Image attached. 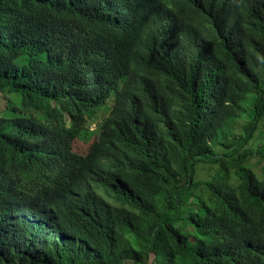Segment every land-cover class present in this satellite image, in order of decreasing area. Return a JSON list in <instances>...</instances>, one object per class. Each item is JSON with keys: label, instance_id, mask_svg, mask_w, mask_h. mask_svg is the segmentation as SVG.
Segmentation results:
<instances>
[{"label": "trees", "instance_id": "16d2710c", "mask_svg": "<svg viewBox=\"0 0 264 264\" xmlns=\"http://www.w3.org/2000/svg\"><path fill=\"white\" fill-rule=\"evenodd\" d=\"M0 264H264V0H0Z\"/></svg>", "mask_w": 264, "mask_h": 264}, {"label": "rangeland", "instance_id": "374dc122", "mask_svg": "<svg viewBox=\"0 0 264 264\" xmlns=\"http://www.w3.org/2000/svg\"><path fill=\"white\" fill-rule=\"evenodd\" d=\"M105 116V113H102L99 115V121L100 119H102L103 117ZM94 124H92V128H95L97 126V123L93 122ZM95 137L89 139V140H83V139H76L74 141V149L79 152V153H87L88 150H90L91 146L93 145L94 143V139ZM257 157H254L251 159L252 162H255ZM181 166H177V178L179 180V185L183 184L186 180H187V177H186V174L185 172L180 169ZM201 177H205V178H208L209 177V173L207 172V169L205 171H203L201 173Z\"/></svg>", "mask_w": 264, "mask_h": 264}]
</instances>
